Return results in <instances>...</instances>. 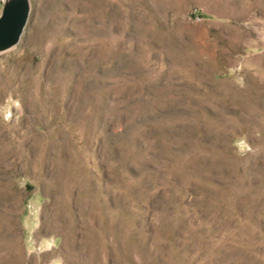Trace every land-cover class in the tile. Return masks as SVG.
<instances>
[{
    "label": "rangeland",
    "instance_id": "rangeland-1",
    "mask_svg": "<svg viewBox=\"0 0 264 264\" xmlns=\"http://www.w3.org/2000/svg\"><path fill=\"white\" fill-rule=\"evenodd\" d=\"M0 264H264V0H30Z\"/></svg>",
    "mask_w": 264,
    "mask_h": 264
},
{
    "label": "water",
    "instance_id": "water-1",
    "mask_svg": "<svg viewBox=\"0 0 264 264\" xmlns=\"http://www.w3.org/2000/svg\"><path fill=\"white\" fill-rule=\"evenodd\" d=\"M30 13V0H9L0 16V51L17 45Z\"/></svg>",
    "mask_w": 264,
    "mask_h": 264
}]
</instances>
